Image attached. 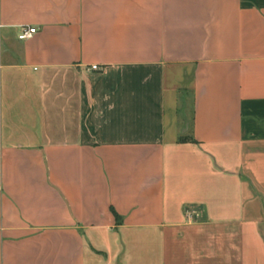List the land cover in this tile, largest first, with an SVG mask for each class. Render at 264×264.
Masks as SVG:
<instances>
[{"label": "crops", "instance_id": "1", "mask_svg": "<svg viewBox=\"0 0 264 264\" xmlns=\"http://www.w3.org/2000/svg\"><path fill=\"white\" fill-rule=\"evenodd\" d=\"M0 264H264V0H0Z\"/></svg>", "mask_w": 264, "mask_h": 264}, {"label": "built area", "instance_id": "2", "mask_svg": "<svg viewBox=\"0 0 264 264\" xmlns=\"http://www.w3.org/2000/svg\"><path fill=\"white\" fill-rule=\"evenodd\" d=\"M37 32V28L35 26H21V31L19 33V38L22 40L31 38ZM91 69L97 70L99 66L97 64H92ZM188 218L190 220L194 219L196 213L193 210L187 209Z\"/></svg>", "mask_w": 264, "mask_h": 264}]
</instances>
